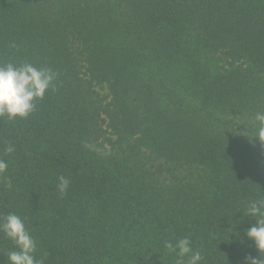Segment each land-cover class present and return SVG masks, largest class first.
<instances>
[{"label": "trees", "instance_id": "trees-1", "mask_svg": "<svg viewBox=\"0 0 264 264\" xmlns=\"http://www.w3.org/2000/svg\"><path fill=\"white\" fill-rule=\"evenodd\" d=\"M8 62L57 73L27 118L0 117V216L38 259L176 264L165 242L185 237L201 264L260 255L243 212L264 198V0H0ZM14 248L0 233V264Z\"/></svg>", "mask_w": 264, "mask_h": 264}, {"label": "clouds", "instance_id": "clouds-1", "mask_svg": "<svg viewBox=\"0 0 264 264\" xmlns=\"http://www.w3.org/2000/svg\"><path fill=\"white\" fill-rule=\"evenodd\" d=\"M56 79L57 73L51 68H37L29 62L0 64V117L7 116L9 120L27 118L36 110V101L43 100L46 93L54 88ZM255 122V132L251 138H258L264 145V112L255 114ZM14 151L13 146L5 149L9 154ZM7 170V161L0 158V178L11 188V180L5 176ZM69 184L70 180L65 176L58 177L57 189L62 195L68 190ZM243 213L256 221L245 230V235L260 254L258 257L248 255L245 264H264V198L249 202ZM0 233L15 245L13 250L6 253L7 264H45L44 256L37 258V241L19 215L10 212L0 216ZM165 247L178 257L176 264H201L203 260L202 253L194 250L192 241L187 237L175 244L165 242Z\"/></svg>", "mask_w": 264, "mask_h": 264}, {"label": "rangeland", "instance_id": "rangeland-1", "mask_svg": "<svg viewBox=\"0 0 264 264\" xmlns=\"http://www.w3.org/2000/svg\"><path fill=\"white\" fill-rule=\"evenodd\" d=\"M98 90L100 91V93H101L102 95L107 94V88H106V86L99 87Z\"/></svg>", "mask_w": 264, "mask_h": 264}]
</instances>
